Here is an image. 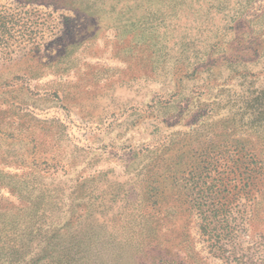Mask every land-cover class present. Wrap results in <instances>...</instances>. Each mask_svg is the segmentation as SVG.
I'll return each instance as SVG.
<instances>
[{"label": "rangeland", "instance_id": "374dc122", "mask_svg": "<svg viewBox=\"0 0 264 264\" xmlns=\"http://www.w3.org/2000/svg\"><path fill=\"white\" fill-rule=\"evenodd\" d=\"M0 264H264V0H0Z\"/></svg>", "mask_w": 264, "mask_h": 264}]
</instances>
